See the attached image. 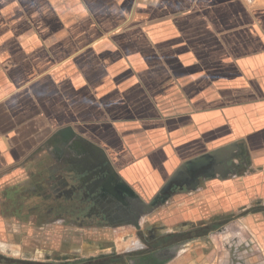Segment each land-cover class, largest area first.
<instances>
[{
	"label": "crops",
	"instance_id": "crops-1",
	"mask_svg": "<svg viewBox=\"0 0 264 264\" xmlns=\"http://www.w3.org/2000/svg\"><path fill=\"white\" fill-rule=\"evenodd\" d=\"M140 230L158 264H264V0H0V264Z\"/></svg>",
	"mask_w": 264,
	"mask_h": 264
},
{
	"label": "flooded vegetation",
	"instance_id": "flooded-vegetation-1",
	"mask_svg": "<svg viewBox=\"0 0 264 264\" xmlns=\"http://www.w3.org/2000/svg\"><path fill=\"white\" fill-rule=\"evenodd\" d=\"M128 218V220L131 219L130 217ZM136 237L141 244L127 250L124 254H120L118 256H104L108 253H101L100 256L86 259L81 261L79 264H158L159 258H156L155 255H158L156 253L163 245L164 239L162 237H157L150 240V243L148 244V238L142 230L136 232ZM5 261L8 260L5 259ZM237 263L238 262H235V264Z\"/></svg>",
	"mask_w": 264,
	"mask_h": 264
},
{
	"label": "water",
	"instance_id": "water-1",
	"mask_svg": "<svg viewBox=\"0 0 264 264\" xmlns=\"http://www.w3.org/2000/svg\"><path fill=\"white\" fill-rule=\"evenodd\" d=\"M208 159V156L205 155L203 157L197 158V159H193L192 161H189L187 163H185V165H183L178 171L177 173L169 180V182L165 185V187L162 189L161 193L163 195L162 199L168 196V193H170V191L174 188V185L176 183L177 178L179 177V174L181 172H183V170L185 169H196L199 165H201L203 162H206ZM158 199H156L154 202H152V205H156L158 204L159 201V197H157Z\"/></svg>",
	"mask_w": 264,
	"mask_h": 264
},
{
	"label": "rangeland",
	"instance_id": "rangeland-1",
	"mask_svg": "<svg viewBox=\"0 0 264 264\" xmlns=\"http://www.w3.org/2000/svg\"><path fill=\"white\" fill-rule=\"evenodd\" d=\"M137 240H138V238L137 237H135ZM126 252V250H117V249H112V250H109V251H102L101 253H108V254H106V255H104V256H108V255H114V256H118V255H120V254H124ZM100 253V254H101ZM241 254L242 253H244V254H247V253H249L248 251H244V250H241V252H240ZM100 254L98 255V256H100ZM103 255V254H102ZM20 256H22L23 257V255H22V253H20L19 255H18V257H20ZM97 257V256H96Z\"/></svg>",
	"mask_w": 264,
	"mask_h": 264
}]
</instances>
